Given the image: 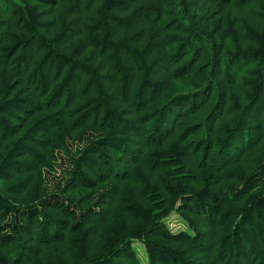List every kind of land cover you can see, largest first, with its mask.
<instances>
[{"label":"trees","instance_id":"16d2710c","mask_svg":"<svg viewBox=\"0 0 264 264\" xmlns=\"http://www.w3.org/2000/svg\"><path fill=\"white\" fill-rule=\"evenodd\" d=\"M134 243L264 264V0H0V264Z\"/></svg>","mask_w":264,"mask_h":264},{"label":"rangeland","instance_id":"374dc122","mask_svg":"<svg viewBox=\"0 0 264 264\" xmlns=\"http://www.w3.org/2000/svg\"><path fill=\"white\" fill-rule=\"evenodd\" d=\"M166 224L172 232L184 230L183 223L175 213H171L166 219ZM135 253L140 261V264H147L146 256L143 247L139 243H134Z\"/></svg>","mask_w":264,"mask_h":264}]
</instances>
